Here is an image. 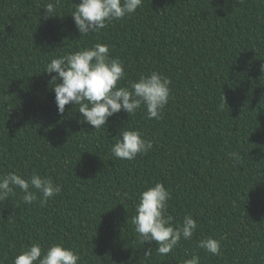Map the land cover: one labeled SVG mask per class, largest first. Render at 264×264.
<instances>
[{
	"label": "trees",
	"instance_id": "1",
	"mask_svg": "<svg viewBox=\"0 0 264 264\" xmlns=\"http://www.w3.org/2000/svg\"><path fill=\"white\" fill-rule=\"evenodd\" d=\"M79 2L60 0V16L44 19L56 0H0V174L35 171L62 189L44 207L24 204L18 188L0 202V264L37 242L73 249L79 264H183L194 254L200 264H264V0H143L84 37L70 16ZM97 42L123 63L119 86L153 71L171 81L162 119L121 110L95 131L73 104L58 114L47 63ZM128 129L153 148L116 159L114 138ZM156 183L171 193L174 225L187 214L198 224L164 257L131 223L138 194ZM207 237L220 255L197 247Z\"/></svg>",
	"mask_w": 264,
	"mask_h": 264
},
{
	"label": "clouds",
	"instance_id": "2",
	"mask_svg": "<svg viewBox=\"0 0 264 264\" xmlns=\"http://www.w3.org/2000/svg\"><path fill=\"white\" fill-rule=\"evenodd\" d=\"M59 3L60 0H56V4L43 6L44 19L59 15L56 10ZM142 4L143 0H80L70 16L84 37L100 32L109 23L130 17ZM261 71L264 72V65ZM44 72L57 74L51 84L58 114L63 115L66 105L73 104L82 114L81 122L93 126L95 131L106 127L109 117L121 110L131 117L143 108L146 118L162 119L171 96V81L155 71L142 74L138 81H129L127 86H119L126 78L124 65L118 58L111 57L108 45L99 42L52 59ZM114 140L111 154L120 160H134L153 148V142L144 139L139 130L120 131ZM17 188L24 204L38 202L40 207L62 191L51 178L35 171L27 179L16 172L0 174V202L14 196ZM170 199L171 193L164 184L156 183L138 194L131 218L140 242H156V254L161 257L172 253L182 239L191 240L198 228L190 214L183 217L182 223L174 225V218L168 214ZM197 247L212 255L221 254V242L212 237L200 239ZM151 255L152 248H147L145 256ZM79 261V254L63 244H52L45 249L37 242L22 250L13 264H79ZM183 264H200V258L194 254Z\"/></svg>",
	"mask_w": 264,
	"mask_h": 264
}]
</instances>
